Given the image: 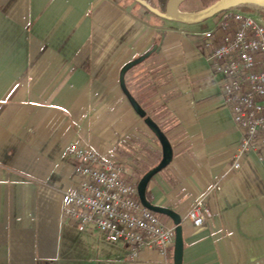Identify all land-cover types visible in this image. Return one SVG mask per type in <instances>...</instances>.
Returning <instances> with one entry per match:
<instances>
[{
	"label": "crops",
	"instance_id": "1",
	"mask_svg": "<svg viewBox=\"0 0 264 264\" xmlns=\"http://www.w3.org/2000/svg\"><path fill=\"white\" fill-rule=\"evenodd\" d=\"M134 3L0 0V264H173V247L128 260L62 216V194L77 183L70 143L127 162L147 148L154 160L143 173L160 160L118 82L121 66L153 44V57L125 74L172 147L146 198L179 214L181 264H264V158L238 150L241 131L201 35L208 21L164 25ZM198 199L211 218L193 226Z\"/></svg>",
	"mask_w": 264,
	"mask_h": 264
},
{
	"label": "built area",
	"instance_id": "2",
	"mask_svg": "<svg viewBox=\"0 0 264 264\" xmlns=\"http://www.w3.org/2000/svg\"><path fill=\"white\" fill-rule=\"evenodd\" d=\"M264 8L247 4L211 17L201 31L213 74L222 77L220 93L240 129V153L264 158ZM74 157L76 186L62 194V216L80 232L96 230L108 244L118 245L125 258L135 260L144 249L166 254L174 244V225L140 202L139 176L122 159L80 146L68 145ZM218 188V187H217ZM201 199L187 213L193 226L210 220Z\"/></svg>",
	"mask_w": 264,
	"mask_h": 264
},
{
	"label": "water",
	"instance_id": "3",
	"mask_svg": "<svg viewBox=\"0 0 264 264\" xmlns=\"http://www.w3.org/2000/svg\"><path fill=\"white\" fill-rule=\"evenodd\" d=\"M134 1L138 2L147 11L157 15L163 20H170V21L172 20L188 25L198 24L200 22L208 20L217 13L232 7L254 4L264 8V0H214L207 6L200 8L198 10L182 11L179 9V6L182 2L186 0H167L165 3L164 11H160L157 7L151 5L146 0H134ZM155 49H156V44H153L151 48L145 51L143 54L124 63L119 70L118 82L120 89L127 98L133 110L137 113L139 117L143 119L145 125L152 132V134L155 136V138L160 144L161 158L157 164H155L153 167L148 169L138 179L136 183L137 194L143 206L158 214L165 215L171 220L172 224L174 225V244L172 250V261L173 264H181L182 250H183V234H182L181 218L179 214L168 207L151 203L150 201H148V199L145 196L146 185L150 180V178L154 174H156L159 170L164 168L171 161L172 147L164 132L160 129L157 123L149 115L146 114V111L142 108L139 102L132 96L125 83L126 72L134 65L146 59Z\"/></svg>",
	"mask_w": 264,
	"mask_h": 264
},
{
	"label": "rangeland",
	"instance_id": "4",
	"mask_svg": "<svg viewBox=\"0 0 264 264\" xmlns=\"http://www.w3.org/2000/svg\"><path fill=\"white\" fill-rule=\"evenodd\" d=\"M183 3V2H182ZM181 3V5H182V7L183 8H194V9H197L198 7H199V2H198V0H186V2L185 3H183L182 4ZM143 9V8H142ZM198 10V9H197ZM147 19H150L151 21H158V22H160L161 20H159V19H156V18H154L151 14H148V17H147ZM208 22H207V25H206V27H209L210 26V21H211V18H209L208 20H207ZM262 21L264 22V14H263V18H262ZM163 23H164V25H168L169 23H175V24H179V25H183L182 23H180V22H177V21H170V20H164L163 21ZM202 28H205V26H202V27H200V29H202ZM154 52H152L151 54L152 55H150V56H148L147 58H152L153 57V54ZM146 58V59H147ZM152 136H150L151 137V141H156V144L158 145V147H159V142L157 141V139L155 138V136L153 135V134H151ZM144 137V136H143ZM161 148V147H160ZM148 153H150L151 154V152L147 149V148H145V154H146V156L145 157H143V158H139V157H132L134 160H130L128 163L131 165V167H132V169H133V171L139 176V178L141 177V175L143 174V171H144V169H146L148 166H150V165H152V160H154V157H152L151 159H149V157H148ZM149 154V155H150ZM160 216V215H159ZM99 233V232H98ZM101 234V233H100ZM102 235V234H101Z\"/></svg>",
	"mask_w": 264,
	"mask_h": 264
},
{
	"label": "trees",
	"instance_id": "5",
	"mask_svg": "<svg viewBox=\"0 0 264 264\" xmlns=\"http://www.w3.org/2000/svg\"><path fill=\"white\" fill-rule=\"evenodd\" d=\"M167 0H154L153 2H149L151 5L157 7L160 11H164L165 8V3ZM214 0H198L199 2V7L197 9L203 8L205 6H207L208 4H210L211 2H213ZM136 7H141L143 8L147 13L151 14L154 18L162 20L160 17H158L157 15L147 11L141 4H139L138 2H135L132 10L135 11Z\"/></svg>",
	"mask_w": 264,
	"mask_h": 264
}]
</instances>
